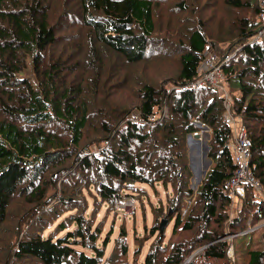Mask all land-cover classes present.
<instances>
[{"label":"trees","instance_id":"obj_1","mask_svg":"<svg viewBox=\"0 0 264 264\" xmlns=\"http://www.w3.org/2000/svg\"><path fill=\"white\" fill-rule=\"evenodd\" d=\"M222 3L233 12L251 8L257 15L261 11L252 1ZM209 4L210 0H0V229L16 194L30 203L45 201L49 189L45 174L79 152L84 130L98 108L96 95L112 89L111 76L120 67L178 55L181 67L172 82L181 86L198 76L207 44L217 48L224 60L227 52L222 53L210 40L205 28L203 14L207 6L214 7ZM239 20V52L224 62L222 71L238 86L232 112L243 119L252 141L250 168L264 183V39L250 42L262 25L243 14ZM29 62L34 83L20 76ZM163 105L169 113L152 127L131 120L121 125L127 113L120 115L115 126L107 118L102 132L113 140L97 154L78 156L73 164L80 171L96 172L99 196L112 204L119 200L123 187L135 182L153 185L163 181L174 187L169 217V222L175 220L173 234L182 226V231H191L193 236H181L169 251V245L168 250L163 246L164 232L158 233L145 264H184L194 250L205 245L203 261L231 264L226 257L229 241L225 231L211 228L213 220L219 222L223 216L224 204L232 201L225 189L236 167L230 146L233 131L223 117V99L212 87L175 88L169 93L165 86L145 83L141 114L148 118ZM195 120L212 127L209 156L214 166L199 186L197 200L183 223V201L193 194L186 137L198 130ZM72 147L75 153H70ZM254 191L247 185L244 199ZM64 196L59 202H73L69 210L79 208L78 197ZM259 214L264 216V211ZM68 219L70 224L58 225L60 231L68 230L64 236L58 232L23 237L0 264H127L118 259L127 254L124 246L105 259L110 237L99 246L102 231L87 216L74 214ZM241 221L235 217L230 229L238 228ZM159 231L158 219L152 232ZM248 262L264 264V248L250 250Z\"/></svg>","mask_w":264,"mask_h":264},{"label":"rangeland","instance_id":"obj_2","mask_svg":"<svg viewBox=\"0 0 264 264\" xmlns=\"http://www.w3.org/2000/svg\"><path fill=\"white\" fill-rule=\"evenodd\" d=\"M245 1H252V4L258 5L261 10L260 13L256 15L255 9L251 8L244 9L241 12H233L224 7L222 0H210L209 5H214V7L209 9L207 6L203 14V18L206 19L205 24L207 23L205 28H207L210 40L218 44L222 53L226 51V55H230L226 62L230 61L239 52L238 46L240 45L236 31L238 26H240L239 18L241 14L250 20L256 18V21L261 23V28L264 26V0ZM157 34L159 33L157 32ZM216 49L215 51L217 52L218 49ZM219 57L221 56L219 55ZM115 60L123 61L120 58L116 59V57ZM30 63L29 68L22 72L20 76L27 77L34 83L35 79ZM180 67L178 55L159 57L140 64L120 67L118 73L111 76V80H113L112 89L105 95H96L95 102H97L98 108L93 112L92 117L88 121V126L84 130L81 144L77 150L79 152L75 153L72 147L70 153L75 154H70L72 156L69 160L62 163L59 167H52L45 174V179L49 183L45 201L41 204L37 202L30 203L18 194L13 198L8 211V219L0 229V259L4 258L11 249H14L16 242L23 237L38 234L45 237L58 232L59 237L64 236L68 230L60 231L58 225L63 221H67L70 224L72 220L68 219V217H72L74 214H84L85 217L89 218L88 220L93 226H99L102 231V235L97 242L99 246L102 245L103 240L110 237L109 244L106 246L105 259L114 250L120 252L123 246L127 247V254L118 257L122 263L127 264H145V257L151 244L161 233L163 234L160 231L155 234L152 232V228L158 222V219L160 224L162 220L168 221L164 231L163 246H166L168 250L169 245V251L171 244L179 240L181 236H184V239L193 236L191 231H182V226L177 229L176 234H173L175 220L173 219L169 222L170 212L172 211L170 209V200H172L171 197L174 195V187L171 184L165 185L163 181L155 182L153 185L135 182L132 185L123 187L119 191L120 197L117 198L119 200L112 204L102 200L99 196L96 186L99 177L96 172L93 170L80 171L78 164H73V160L78 156L97 154L101 147L113 140V137H106V133L102 132V122L107 118L111 121L109 125L114 126L116 124L115 121L119 119L121 114H128L127 119L122 120L121 125L130 119H136L135 114L143 118L139 103L145 83H151L159 87L165 86L169 93L174 91L176 85L172 80L176 78ZM230 75L233 78L235 76L234 73H230ZM76 79L81 82L80 78ZM230 80L222 71L219 77L217 95L223 99L224 106L229 104L233 110L234 96L238 95L239 92L234 80ZM226 98L228 99L227 101ZM155 111L157 115L152 119L163 117L162 113L164 112L169 113L166 105L155 109ZM234 120V127L238 128V133L242 130L247 132L240 115H236ZM196 125L198 126L196 132L199 133L196 136L199 137L191 133L186 137L185 156L190 171L189 187H192L193 194L183 201L181 210L183 223L197 200V190L205 178V164L209 170L214 166V160L209 156L212 149L210 143L212 127L200 121ZM193 148L194 151L192 152L196 159L191 156L193 155L191 152ZM198 148L199 150L197 151ZM193 160H195L196 165L192 166L194 169L190 167V163ZM195 170L198 174H196ZM62 195L78 197L77 204L79 208L69 210V208H72L70 205L74 203L59 202V198ZM244 196L235 197L230 203H225L221 208L223 214L219 220L221 223L213 220L211 226V228L225 231L228 241L233 240L235 245V264H249V251L264 248V216L259 214L260 211H264V183L260 191L255 190L250 193L246 200ZM235 217H240L242 221L237 226L238 228L233 230V228L230 229L229 224ZM71 224L70 227H73L74 223ZM252 228L254 229L250 230ZM238 231H249L250 233L242 234L232 239L233 235L238 233ZM78 246L81 249L82 246ZM83 249L87 253H92L90 249ZM202 259L192 262L194 264H214L208 259H205V261ZM215 264L219 263L216 262Z\"/></svg>","mask_w":264,"mask_h":264},{"label":"built area","instance_id":"obj_3","mask_svg":"<svg viewBox=\"0 0 264 264\" xmlns=\"http://www.w3.org/2000/svg\"><path fill=\"white\" fill-rule=\"evenodd\" d=\"M259 39H264V26L262 28H259V30L256 32L255 36H253L250 39V42ZM239 50V46H238ZM230 55L225 56V60H221L215 49L211 44H207L204 50V59L199 65L198 68V76L188 81L187 83L176 86V88H180L181 90H187V89H200V88H206V87H212L216 91L219 89V77L222 72V65L224 62H226V59H229ZM219 94V93H218ZM229 98V97H228ZM228 99L226 98V101ZM225 101V102H226ZM226 110L223 114L225 122L231 126L233 131V137L231 141V149L234 156V161L236 164L235 170L231 176V178L226 183V191L227 193L233 198L235 197H242L245 195L246 186L250 185L254 188L256 191H260L263 187V183L261 179L256 177L250 168V159H251V146L252 141L247 135V132L245 130L240 131L239 133L238 128L234 127V113L232 112V109L229 104L225 105ZM165 113V112H164ZM164 113H162L164 115ZM157 114H152L148 118H141L140 116L136 115V119H130L131 121L143 125H147L149 127H152L155 125V123L159 120H161L163 117H160L158 119H152ZM133 116V114H132ZM195 123L198 121L195 120ZM245 128V127H244ZM194 136L199 135L198 132L191 133ZM198 137V136H196ZM254 228L250 229L253 230ZM249 230V231H250ZM246 231L236 233L233 235L232 239L234 237H237L238 235L245 234ZM227 240V238L225 237ZM207 245L201 246L198 249L194 250L192 254L187 258L186 262L184 264H187L191 260H197L198 258H204L202 255V252L206 248ZM226 257L230 261L231 264H235V245L233 243V240L229 241L228 247L226 249Z\"/></svg>","mask_w":264,"mask_h":264},{"label":"water","instance_id":"obj_4","mask_svg":"<svg viewBox=\"0 0 264 264\" xmlns=\"http://www.w3.org/2000/svg\"><path fill=\"white\" fill-rule=\"evenodd\" d=\"M193 139V138H192ZM205 153V152H204ZM193 163H190V167L192 168ZM209 170V169H208ZM208 170L205 171L204 177L206 176V174L208 173ZM192 188V187H191ZM168 224L167 220H162L161 224H160V232H164L165 228Z\"/></svg>","mask_w":264,"mask_h":264},{"label":"bare ground","instance_id":"obj_5","mask_svg":"<svg viewBox=\"0 0 264 264\" xmlns=\"http://www.w3.org/2000/svg\"><path fill=\"white\" fill-rule=\"evenodd\" d=\"M199 137V136H198ZM199 150V148L197 149V151ZM192 151H194V148L191 150V152ZM192 154H193V152H192ZM193 158H195L196 159V157L194 156V154L193 155H191ZM205 158V157H204ZM204 160V159H203ZM195 160H193L192 162H193V165L192 166H194L195 165V162H194ZM204 164H205V161H204ZM196 166V165H195ZM204 168H205V170L204 171H206V170H208V167L206 166V164H205V166H204ZM192 169H194V167H192Z\"/></svg>","mask_w":264,"mask_h":264}]
</instances>
